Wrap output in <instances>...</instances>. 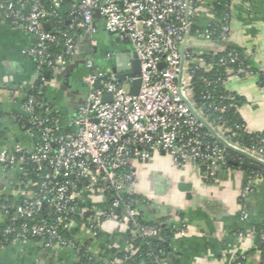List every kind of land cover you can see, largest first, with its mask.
<instances>
[{
  "label": "built area",
  "instance_id": "2783aa9c",
  "mask_svg": "<svg viewBox=\"0 0 264 264\" xmlns=\"http://www.w3.org/2000/svg\"><path fill=\"white\" fill-rule=\"evenodd\" d=\"M73 1L70 30L60 34L47 29L51 13L44 2H51L56 11L61 8L62 0H4L0 2V18L35 38V44L24 52L43 76L78 57L81 34L89 37L91 49L97 47L98 27L93 12L99 11L106 30L131 43L141 65L138 76L141 86L138 94L133 95L135 77L127 76L120 81L113 67L98 68L93 58L87 59L81 79L88 87V95L70 130L62 127L49 103L26 93L24 125L31 148L0 150V166L5 171L14 168L22 171L23 197L18 203L0 205V213L7 217V222L0 227V246L2 239L7 242L12 238L13 241L39 240L48 249L74 250V264L80 263L83 251L95 263L125 264L121 260L97 258L81 232L97 238L105 223L115 222L126 224L135 236L148 243L161 238L160 227L144 225L139 219L141 213L135 206L140 199L135 197L134 161L147 162L155 152H164L180 167L187 164L206 167L205 175L214 177L221 167L227 166L228 151H233L248 159L250 165L264 167L261 164H264V136L251 147L232 141L236 134L223 117L227 106L222 101L231 99L237 105L236 95H221L218 101L213 94L219 87L226 90L230 78L201 76L200 81L206 88L204 103L195 102L196 70L201 67L209 74L214 69L212 63L201 57L203 53L194 50L195 39L223 47V50L210 51L222 54L218 64L228 67L227 72L233 76L260 80L264 66L255 70L240 59L238 49L226 47L233 33L231 13L202 31L194 30L203 2ZM105 97L112 100L104 102ZM210 110L220 116L212 119ZM240 161L244 165L242 157ZM30 165L32 172L27 169ZM261 178L264 172L247 174L242 199ZM96 199L102 201V206H83ZM241 215L243 220L248 217L244 207ZM171 228L177 230L176 226ZM73 230L77 234L68 236ZM127 243L125 250L131 251L129 239ZM255 250L261 253L258 245ZM149 257L153 264H167L154 253ZM246 258L245 255L236 264H244Z\"/></svg>",
  "mask_w": 264,
  "mask_h": 264
},
{
  "label": "crops",
  "instance_id": "0c3cea01",
  "mask_svg": "<svg viewBox=\"0 0 264 264\" xmlns=\"http://www.w3.org/2000/svg\"><path fill=\"white\" fill-rule=\"evenodd\" d=\"M211 2L204 1L199 7L197 32L218 21ZM232 11L233 33L229 44L254 65L264 66V0H232ZM93 18L103 44L111 48L126 41L129 47L126 45L122 51L129 59L133 52L131 43L111 36L99 11L93 12ZM34 44L33 36L0 18V150L31 148V139L20 120L25 116L26 93L39 81L44 84V100L66 130L73 128V121L87 99L88 87L81 79V71L90 58L89 37L81 34L78 57L64 67L47 71L45 77L24 52ZM193 48L199 53L223 50L198 39ZM108 59L101 61L102 69L106 68ZM226 90L240 99L237 110L246 130L264 134V87L259 85V80L232 76ZM133 166L137 172L135 193L145 202L139 209L141 216L147 222L177 228L167 264H236L245 255L244 264H263L261 253L255 247L257 229L264 226V178L257 180L253 190L242 199L247 173L237 163L221 167L210 177L197 166L180 167L169 154L155 152L149 161H134ZM21 181L19 168L5 171L0 166V205L22 200ZM101 203L96 199L83 206ZM243 207L248 211L244 220ZM6 222L7 217L0 213V227ZM81 237L90 244L93 254L103 259L111 249L127 248L129 227L107 222L97 238L86 231L81 232ZM105 258L114 260L115 257ZM75 259L74 250L48 249L39 240L13 241L0 249V264H74Z\"/></svg>",
  "mask_w": 264,
  "mask_h": 264
},
{
  "label": "trees",
  "instance_id": "16d2710c",
  "mask_svg": "<svg viewBox=\"0 0 264 264\" xmlns=\"http://www.w3.org/2000/svg\"><path fill=\"white\" fill-rule=\"evenodd\" d=\"M197 2H204L208 0H196ZM210 1V0H209ZM212 2L209 3L212 5L214 12L216 13V16L219 19H222L226 16L227 13H231L233 15L232 11V0H211ZM45 7L49 12L51 13L48 25L49 30L52 32H55L57 34L66 32L70 30L71 21L74 18L73 13V4L75 3L73 0H62L61 8L54 11L52 8L51 2H44ZM197 31L196 29H194ZM78 35L81 34V32H76ZM98 45L97 47L91 49L90 52V58H93L95 61V64L98 68L101 67V61L108 58L109 54H111L110 48L106 47L102 40L98 38ZM227 48L231 49L230 44H227ZM240 59L247 62L248 64H251L252 67L255 70H258L261 66L254 65L242 52H239ZM222 54L215 55L213 51H207L203 52L202 56L207 63H212L214 65V69L211 73H206V71L199 67V69L196 70L194 75V100L198 105H202L204 103L203 100V94L206 91L205 86L201 83L200 78L204 75H210L211 78H218L222 77L223 79H229L233 76V73H228L227 68L225 66H221L218 64L219 58ZM108 63L106 62V67H108ZM112 67H115L116 63L111 64ZM85 74V70L83 69L81 71V78ZM45 77V74H43ZM259 85H264V75L260 77ZM44 84L43 82L39 81L33 89H31L28 93L29 95H33L36 97L37 100H44ZM215 99L220 101V96H230V94H233L227 90H225L223 87H219L214 90L213 92ZM235 95V94H233ZM236 103L229 99V100H223L222 105L227 106V111L223 115L227 122V126L231 127L233 129V132L236 134V136L233 137L232 141L239 143L240 145L251 147L257 144L258 138L264 136V134H251L247 130L244 129V122L241 119L237 107L241 103L240 99L236 97ZM209 115L212 119H216L220 116L219 113L214 112L213 110L209 111ZM24 120H20V123L22 124ZM236 126H239V128H236ZM246 126V125H245ZM243 158V164L246 165V173L249 174V172H264L263 166H256V165H250V161L246 159L245 157L239 155L236 152L228 151V163L227 167L231 166L232 163H237L238 166H241L240 164V158ZM27 169L29 172H32L33 166H28ZM202 172H206V167H202ZM34 179V178H33ZM136 198L140 199V202L136 204V208L139 210L142 204H145L143 199L137 195H135ZM140 221L144 225H152V226H158L161 230V238L159 240H150V243H148L147 240L142 239L140 237H137L134 235L133 230L129 228V241L132 250H122V251H116L115 249H111L105 253V257H115L114 260L110 259L111 261H123L125 264H153L152 260L149 257L150 253H154L155 255H158L161 259L166 260L167 262L170 260L172 256V249L170 247V243L172 239L174 238L176 231L173 230L171 227L167 225H160L153 222H147L142 216H140ZM77 234L76 230H73L71 233L68 234V236H73ZM13 241V238L10 239L8 242L2 239V244L0 246V249L7 246ZM256 241L258 245V250L261 252L262 261L264 264V226H261L257 229L256 232ZM82 259L79 264H99L95 263L87 254L82 252ZM106 259V258H105Z\"/></svg>",
  "mask_w": 264,
  "mask_h": 264
},
{
  "label": "water",
  "instance_id": "95a60500",
  "mask_svg": "<svg viewBox=\"0 0 264 264\" xmlns=\"http://www.w3.org/2000/svg\"><path fill=\"white\" fill-rule=\"evenodd\" d=\"M46 27L47 29H49L48 24L46 25ZM109 34L111 36H114L116 40L119 41L120 36L118 34L116 33H109ZM129 64L130 66H128ZM113 71L116 73V77L120 81H124L127 76L135 77L136 79L133 81L131 92L133 95L138 94L141 86V80L138 78V76L141 73V65L134 51L130 55L129 59L127 58V55L124 52H119L117 54V61L115 67H113ZM122 71H127V73L123 74ZM96 86L100 87L99 84H97ZM103 100L104 102H108V101L110 102L112 99L110 97H105ZM207 128L213 133L214 136H216L215 132L209 126H207ZM261 164L264 165L263 163ZM242 168L246 169V165L245 164L242 165Z\"/></svg>",
  "mask_w": 264,
  "mask_h": 264
},
{
  "label": "rangeland",
  "instance_id": "374dc122",
  "mask_svg": "<svg viewBox=\"0 0 264 264\" xmlns=\"http://www.w3.org/2000/svg\"><path fill=\"white\" fill-rule=\"evenodd\" d=\"M125 42L126 41H123V44L120 43L119 45H115V44L112 45V47L110 48L111 54H109V59L107 60V63L109 64L108 67L112 68L111 64L112 63H116V61H117V54L119 52H123L122 50H123L124 47H126V45L129 47V45L126 44Z\"/></svg>",
  "mask_w": 264,
  "mask_h": 264
}]
</instances>
